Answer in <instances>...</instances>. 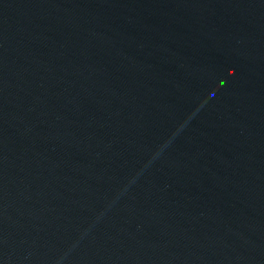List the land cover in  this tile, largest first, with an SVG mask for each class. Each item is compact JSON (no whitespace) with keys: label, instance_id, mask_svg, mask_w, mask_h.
<instances>
[{"label":"water","instance_id":"1","mask_svg":"<svg viewBox=\"0 0 264 264\" xmlns=\"http://www.w3.org/2000/svg\"><path fill=\"white\" fill-rule=\"evenodd\" d=\"M0 264H264V0H0Z\"/></svg>","mask_w":264,"mask_h":264}]
</instances>
